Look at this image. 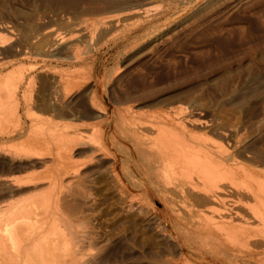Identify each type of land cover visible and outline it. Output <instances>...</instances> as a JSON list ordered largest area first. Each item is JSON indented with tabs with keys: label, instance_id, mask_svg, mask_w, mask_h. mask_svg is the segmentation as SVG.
Here are the masks:
<instances>
[{
	"label": "rangeland",
	"instance_id": "rangeland-1",
	"mask_svg": "<svg viewBox=\"0 0 264 264\" xmlns=\"http://www.w3.org/2000/svg\"><path fill=\"white\" fill-rule=\"evenodd\" d=\"M82 18L112 21L91 37L69 36V23ZM0 27V104H11L8 90L25 87L32 76V95L40 99L46 74L81 81L85 79L77 76L91 75L85 80L87 87L95 78L103 80L113 113L124 108L144 119L182 104L193 117L225 126L248 153L262 152L258 162L233 148L237 160L253 168L250 177L237 176L241 190H257V178L264 179V0H249L243 6L242 0H0ZM48 29L56 34L55 42L45 33ZM66 51H78L84 58L76 62L64 56ZM18 97L16 115L0 109V147L34 152L40 158L32 157L15 175L28 177L32 184L10 190L0 183V225L9 216V203L33 199L37 213L28 220L40 227L37 240L46 233V240L57 243V259L70 243L79 264H161L167 257L182 255L171 230L163 232L162 200L139 188L129 187L135 196L133 207L100 187H93L91 195L74 191L71 205L64 207L60 187L55 186V194L49 191L47 167L56 162L51 163V156L66 146L67 139L90 134L91 118H63L72 103L68 95L58 97L57 112L35 110L38 113L26 110ZM35 116L40 124L48 122L30 131ZM199 130L216 143L232 141L215 130ZM11 133L14 138L7 139ZM117 145L129 147L124 139ZM87 146L79 145L72 153L74 161L87 163L82 173L98 174L113 163L111 156L91 153ZM122 167L119 163L116 168Z\"/></svg>",
	"mask_w": 264,
	"mask_h": 264
},
{
	"label": "bare ground",
	"instance_id": "bare-ground-1",
	"mask_svg": "<svg viewBox=\"0 0 264 264\" xmlns=\"http://www.w3.org/2000/svg\"><path fill=\"white\" fill-rule=\"evenodd\" d=\"M248 2L242 0V6ZM111 21L106 18L78 19L69 23L67 33L88 38ZM45 33L56 41L52 29ZM2 42L1 39L0 46ZM64 56L76 62L84 58L78 51H66ZM77 77L92 78L91 75ZM42 80L44 93L40 99L32 95L35 82V76H32L23 88L11 86L7 94L13 102L8 106L1 103L0 109L16 115L18 96H21L26 110L53 112L58 97L68 95V103H72L64 109L62 117L91 118L89 135L82 132L75 139H67L72 143L66 141V146L54 157L49 152L51 163L56 160L47 167L49 191L55 194V186L60 187L64 207L70 204L74 191H90L88 195H91L93 187L110 190L118 195L123 205L133 207L135 196L129 191L132 186L148 197L162 200L163 232L171 230L170 235L180 241L184 251L180 257H167L161 264H264V179L257 178V190L246 186L242 191L237 176L253 175V168L239 162L232 153L236 148L238 154L261 162V151L248 153L225 126H211L203 118L193 117L182 104L171 105L140 119L128 114L129 109L116 108L113 113L112 102L102 87L104 81L99 78L92 81V87H87L88 81L66 79L58 73L46 74ZM80 99L81 103L77 104ZM47 122L43 120L40 124L35 116L29 130L34 131ZM199 129L215 130L220 137L228 139L229 136L232 141L230 145L216 143L197 133ZM13 136V133L5 135L7 139ZM121 139L127 141L129 147H119L117 144ZM102 140L104 146H100ZM82 144H90L87 147L91 153L111 156L113 163L98 174L82 173L87 163L74 161L72 155L75 147ZM112 146H117L115 151ZM116 151L121 152L120 157ZM32 157L40 158V155L0 147V183L10 190L32 184L28 177L15 176L32 162ZM91 160L90 157L89 162ZM119 163L125 166L122 171L116 168ZM36 206L38 203L33 199L25 204H8L9 216L0 225V264H79L74 244L65 246L63 258L57 259L54 255L59 249L56 242L46 240V233L37 240L42 233L38 230L40 227H34L28 220L37 213L33 209Z\"/></svg>",
	"mask_w": 264,
	"mask_h": 264
}]
</instances>
